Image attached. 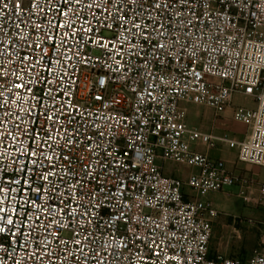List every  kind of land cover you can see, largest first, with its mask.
Returning a JSON list of instances; mask_svg holds the SVG:
<instances>
[{"label":"built area","instance_id":"1","mask_svg":"<svg viewBox=\"0 0 264 264\" xmlns=\"http://www.w3.org/2000/svg\"><path fill=\"white\" fill-rule=\"evenodd\" d=\"M237 95L243 139L188 127ZM220 144L264 169V0H0V264H264V221L210 255L209 194L264 210Z\"/></svg>","mask_w":264,"mask_h":264},{"label":"crops","instance_id":"2","mask_svg":"<svg viewBox=\"0 0 264 264\" xmlns=\"http://www.w3.org/2000/svg\"><path fill=\"white\" fill-rule=\"evenodd\" d=\"M238 98L242 97L239 95L234 97L233 106L227 108L223 115L220 116L222 120L224 119L225 121L232 123L233 108L235 106L234 102ZM188 109L189 108H187V115ZM210 116L212 118V121L210 123H212L213 125L215 124V122H217V120H214L212 115ZM232 126L233 128H235L234 130L232 128V130L224 132L222 135L228 133L232 138H235L237 140L243 139L245 133L247 132L246 127L243 124H237L235 122ZM238 126L244 128L245 132L242 130H238ZM218 128L219 127H217V129ZM237 132H239V134ZM213 135L216 137H221L214 134V132ZM198 150L203 152L205 149L199 147ZM217 152L221 154L217 155ZM208 153L212 158L223 160L228 171L250 179L254 183V185H257L258 183L264 181L262 170L250 164L240 163L237 160V151L229 149L227 145L220 144L218 148L212 149ZM177 166L182 167V169L186 171H183L182 169H176ZM192 171L193 170L190 168L174 163H165L164 165L165 175L174 176L181 180H186ZM227 188V190L224 189L221 192L211 193L206 197V200L211 201L213 206L219 212L218 217L214 219L213 223V234L210 241V255L215 256L216 254H223L228 257H239L245 261L256 250H258H254L255 240L251 235L250 229L251 227L256 226V224L258 223V219L254 215L261 212L264 217V210L255 208L253 204L245 203L238 195V186ZM239 202L242 204L241 209L243 210L238 207ZM237 219L240 220L243 226L245 224L248 226L246 227L247 229L244 232H242L241 228H238L236 226ZM250 221H253V223ZM263 221L264 219L261 221V225Z\"/></svg>","mask_w":264,"mask_h":264},{"label":"rangeland","instance_id":"3","mask_svg":"<svg viewBox=\"0 0 264 264\" xmlns=\"http://www.w3.org/2000/svg\"><path fill=\"white\" fill-rule=\"evenodd\" d=\"M234 105L237 107L238 106H244V107H252L253 106L250 100L243 99V98L236 99L234 102ZM187 108H189L188 109V115H187V125H188V127L192 128V129L200 130L202 132H208L211 134H213V132H214V134L222 136V134L224 132L230 131L233 128V126H232L234 123L233 120H232V123H229L228 121H225L224 119L222 120L221 117L215 116V113L210 108H207L205 106H192V105H188ZM209 114L212 115L214 120H217V122H215V124H213V125H212V123H210L212 121V118ZM217 127H219V128L217 129ZM238 128H239L238 130H242L245 132L244 128L239 127V126H238ZM234 129L235 128H233V130ZM237 133L239 134V132H237ZM216 154L220 155L221 153L217 152ZM176 169H182V167L177 166ZM258 169L262 170V173L264 175V169L260 168V167H258ZM182 170L186 171L184 169H182ZM261 180H262V176H261ZM255 184H256V182H255ZM227 189L228 188H225V190H227ZM241 206H242V204L239 202L238 207H240V209H241ZM241 210H243V209H241ZM254 216L257 217L258 223L256 224V226L251 227L250 232H251V235L254 237V240H255V246H254V250H255V249L261 248V234H262V230H263V225H261V221L264 219V217H263V214L261 212H259L258 214H255ZM236 226L238 228H241L242 232H244L247 229L246 227H248L246 224L243 226V224L238 219H237V225Z\"/></svg>","mask_w":264,"mask_h":264},{"label":"snow or ice","instance_id":"4","mask_svg":"<svg viewBox=\"0 0 264 264\" xmlns=\"http://www.w3.org/2000/svg\"><path fill=\"white\" fill-rule=\"evenodd\" d=\"M8 223H9V224H11V223H12V221H11V220H9V221H8ZM0 231H2V229H0Z\"/></svg>","mask_w":264,"mask_h":264}]
</instances>
